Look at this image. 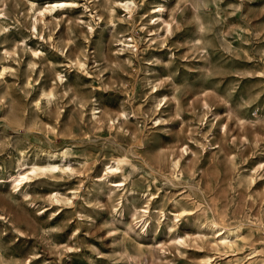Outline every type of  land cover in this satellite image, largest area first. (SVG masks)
I'll list each match as a JSON object with an SVG mask.
<instances>
[{
    "label": "rangeland",
    "instance_id": "1",
    "mask_svg": "<svg viewBox=\"0 0 264 264\" xmlns=\"http://www.w3.org/2000/svg\"><path fill=\"white\" fill-rule=\"evenodd\" d=\"M54 1L0 0V264H264V0Z\"/></svg>",
    "mask_w": 264,
    "mask_h": 264
},
{
    "label": "bare ground",
    "instance_id": "2",
    "mask_svg": "<svg viewBox=\"0 0 264 264\" xmlns=\"http://www.w3.org/2000/svg\"><path fill=\"white\" fill-rule=\"evenodd\" d=\"M119 2L130 13L133 12L135 7H138L136 0H119ZM68 4H69L68 0L67 1L66 0H57V1H54V2H51L50 4H48L45 7V9H43V10L41 9L40 13L41 12L44 13V11H54V10L59 9V8L67 7ZM71 4H73V3H71ZM33 5L34 4L32 3V7H33ZM157 6H159V10L154 8L153 13H150V17L157 15L159 18H162L165 23H167V25H168L167 27L169 28L170 23L167 22L163 18V14H164L163 10H164L165 4L159 3ZM109 11H111V14L113 15L116 12V6L112 5L110 7ZM55 16H57V15H55ZM112 22H114V21H112ZM34 27L36 28V24H34ZM128 37H129V40H123V39L120 40V43L122 44V49H126V48H128L130 50L137 49L138 48L137 38H135L132 35L128 36ZM7 68H8V66L6 64H1L0 75L4 74L6 72ZM57 75H58V79L62 81L64 78V74L61 71H59V72H57ZM43 95L46 96L48 102L53 101L54 97H55V93L51 88L50 89H44L43 88ZM98 108H99V106H97L96 103L92 104V106L90 108V109H92L91 114L94 117H96V112H97ZM27 153L22 151L20 155H18L15 159L14 158L12 159L13 170L11 172H9V176L12 177V180L8 181V183L11 184L13 187L18 186L19 183H21L24 180H26V182H27L29 179H31L34 176L39 175V174H43V173L46 174L49 172L54 174L56 170H64L66 168L71 169V170L73 169V166L71 164H67L66 162H64V163H66L67 165L62 166L61 165L62 162L60 163V161H64L65 156L64 155L58 156L59 153H56L54 151L50 150V151L45 152V156L43 157V160L39 159L38 157L30 158L27 155ZM67 159L69 160V158H67ZM127 159H128V156L123 153V154L113 156L110 160L106 161L105 170H106L107 176H110V177L113 175H115V176L123 175L124 176L123 179L113 180L112 181L113 186H123V188L126 187L125 181L127 180V176L125 174V163H126ZM69 163H71V162H69ZM174 164L177 165V167H178V160H175ZM0 167L2 168V170L6 171V166H4V164L2 162H0ZM74 168H75V166H74ZM3 181L6 182V180H3ZM56 195H55V198H56V200L59 201L60 198L57 197ZM64 200H66V199L64 198ZM64 200H62V201H64ZM220 221H221V219H220ZM221 222H219L217 219L211 220L212 226L214 228H217L216 232L218 233V237H219L220 241L224 245L232 246L233 243L236 242L237 239L241 236L240 233L242 231L239 232L241 229V226L239 224L238 226L235 227V229H233L229 225L221 223Z\"/></svg>",
    "mask_w": 264,
    "mask_h": 264
}]
</instances>
